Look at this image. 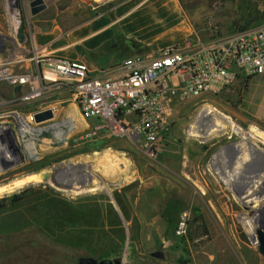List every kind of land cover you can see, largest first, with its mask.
<instances>
[{"label":"rangeland","instance_id":"obj_1","mask_svg":"<svg viewBox=\"0 0 264 264\" xmlns=\"http://www.w3.org/2000/svg\"><path fill=\"white\" fill-rule=\"evenodd\" d=\"M35 1L0 0V187L15 190L0 195V202L7 204V212L0 214V264H67L69 256L79 257L78 264H264L257 233L264 228V160L253 161L249 150L253 142L264 151L263 94L239 78L223 92L179 103L165 133L179 145H168L170 152L164 153L178 161L170 163L171 170L153 168L156 162L129 140L97 132L100 122L82 116L67 84L42 88L40 82L18 81L26 74L38 75L41 59L53 56L35 38L57 22H44L41 16L68 14V28L91 12H111L123 0H42L48 9L34 16ZM180 2L203 43L264 28V0ZM78 12L81 17L75 20ZM252 13L259 20L250 25ZM21 27L23 42L18 39ZM42 108L55 117L40 126L31 117ZM206 109L214 110V117L226 126L220 133L200 122ZM243 132L250 143L243 140ZM245 157L247 164L237 163ZM66 170L78 174L77 183H66ZM45 173L61 186L51 178L44 181ZM31 189L34 194L24 195ZM17 195L22 202L14 205L11 199ZM49 195L71 203L91 201L96 217L86 215L79 221L94 224L95 229L82 233L93 243L69 249L52 244L33 228L22 230L26 220L46 217L49 211L62 213L55 203H47ZM40 199L44 202L32 211L25 208ZM109 205L114 208L111 216ZM185 213V232L178 234ZM112 239L121 242L120 248L113 247L114 242L100 243ZM33 242L43 247L36 249Z\"/></svg>","mask_w":264,"mask_h":264},{"label":"built area","instance_id":"obj_2","mask_svg":"<svg viewBox=\"0 0 264 264\" xmlns=\"http://www.w3.org/2000/svg\"><path fill=\"white\" fill-rule=\"evenodd\" d=\"M41 62L38 75L26 74L18 81L40 82L42 88L67 84L82 116L100 122L97 132L104 130L109 138L129 140L150 161L157 162L168 149L170 141L165 133L179 103L223 92L240 77L264 75V29L207 43L198 39L187 48L171 47L155 56L137 55L125 60L117 73L104 77L92 76L88 65L76 60L53 55ZM187 218L185 213L178 234H184Z\"/></svg>","mask_w":264,"mask_h":264},{"label":"crops","instance_id":"obj_3","mask_svg":"<svg viewBox=\"0 0 264 264\" xmlns=\"http://www.w3.org/2000/svg\"><path fill=\"white\" fill-rule=\"evenodd\" d=\"M110 11L100 13L92 19L88 18L84 23L68 28H65V25L60 26L58 23H54L51 29L37 33L36 44L46 45V48L57 57L87 64L92 76L104 77L110 73H117V68L125 60L139 55L133 49L128 52L119 49H105L106 45L115 39L114 29L120 37L152 48L151 52L144 54L152 56L171 47L187 48L190 43H195L198 39L197 30L184 12L180 0H123ZM255 80H257V84L254 82ZM249 88H254L255 93L258 90L264 98V75L252 78ZM205 115L200 120L203 124L217 132L226 128L221 121L214 117V110L207 109ZM227 123L232 127L229 119ZM242 138L251 142L246 132H243ZM252 138L255 139L253 136ZM168 140L170 141L169 145H179L176 140L175 142ZM249 145L253 161L257 158L262 162L264 151L258 150L253 142ZM238 148L242 149L243 145H239ZM169 152L165 150L159 160L152 164L153 168L171 170L168 167L171 166L170 163L175 162L176 164L178 160H168L169 157H165L164 153ZM185 158L183 156L184 161ZM246 161L245 157L237 163L245 165ZM236 172L239 176L240 171Z\"/></svg>","mask_w":264,"mask_h":264},{"label":"trees","instance_id":"obj_4","mask_svg":"<svg viewBox=\"0 0 264 264\" xmlns=\"http://www.w3.org/2000/svg\"><path fill=\"white\" fill-rule=\"evenodd\" d=\"M259 18L256 17L253 13L249 18V24L252 25L253 23H255L256 21H258ZM114 33H115V39L110 42L109 44L106 45L105 49H119L120 51H129L131 49L135 50L139 55H143L146 54L148 52L152 51V48H150L149 46L140 44L134 40H126L122 37L119 36L118 32L114 29ZM246 79V86L249 87V83L250 80L252 78H244ZM34 194V191L28 190L24 192L25 194ZM23 195V194H22ZM12 203L14 205H19L22 202V197L21 195H17L15 197H13ZM44 201L40 200H33L31 201V208L29 209V207H25L28 211H32L31 209H34V206L37 204L39 205L40 203H43ZM55 203L57 208H61L62 209V213H60V211H54V212H50L47 214L46 217H40L39 219L35 220H26V223L23 225V229H30L33 228L35 229L36 232H41L43 235H45V237H47L46 239L48 241H50L52 244L55 245H60V246H65L69 249H73V248H82L86 247V244L88 245L89 242H92V240H86L83 239L84 236H82L83 231L89 230L90 229H95L94 224L91 225V223H84L79 221V218H81L82 216L85 217L86 215H94L96 217V212L97 209L94 207H90L88 205V203H91V201H85V202H77V203H71L69 201H66L64 199H61V197L59 196H51L49 195L47 197V203ZM43 206V204H41ZM44 207V206H43ZM7 209V204L6 203H2L0 202V214L2 213H6ZM108 209L110 211V215H112V213L114 214V208L112 206H108ZM63 210H67L69 212V214L71 215V217L74 218L71 220L67 219V214L64 213ZM24 214V213H23ZM85 214V215H84ZM49 215V216H48ZM35 215H33L34 217ZM93 216V217H94ZM26 217V216H24ZM15 221L12 220V224ZM22 230L17 231L16 233H21ZM29 231V230H28ZM34 231V232H35ZM85 240V241H84ZM84 241V243H82ZM111 243L114 242L115 244L113 245V247H118L120 248V243H118V241L112 239V240H101L100 243L101 245H104V243ZM15 244V242H14ZM10 245H12V243L10 242ZM13 246V245H12ZM32 246L37 248H42V245H37V242H33ZM18 248V245L15 244L13 246V248ZM31 249V248H30ZM34 250V249H33ZM41 251V250H39ZM17 252V251H16ZM12 254V253H9ZM16 256V255H15ZM65 259L68 261L67 264H78L79 261V257H75V256H69V257H65ZM99 259H103L102 257H100ZM41 259H39L40 261ZM18 263L20 264H39L37 261L36 262H28V261H24V260H20ZM41 264V263H40Z\"/></svg>","mask_w":264,"mask_h":264},{"label":"water","instance_id":"obj_5","mask_svg":"<svg viewBox=\"0 0 264 264\" xmlns=\"http://www.w3.org/2000/svg\"><path fill=\"white\" fill-rule=\"evenodd\" d=\"M43 4V1L42 0H37L35 1L32 5L33 7H35L33 9V13L36 14L38 13L40 10H42L44 8V6H41ZM37 6V7H36ZM18 39L20 42H23L24 41V28H20L18 30ZM54 113L51 111V110H47V111H44V112H41V113H37L35 115V121L36 123H44V122H47V121H50V120H53L54 119ZM42 178L44 181H48L50 178L51 180L53 181L54 185L59 187L60 185L58 184V182H56V179L55 177L51 176L50 173H45L42 175ZM263 195H264V192H263ZM258 241H259V244H260V251H261V254L264 255V228L263 229H260L258 230ZM153 256H157V257H160V258H163V254L159 253V254H153ZM80 264H122L120 261H115V262H106V261H102V262H96L94 260H89V261H81Z\"/></svg>","mask_w":264,"mask_h":264},{"label":"flooded vegetation","instance_id":"obj_6","mask_svg":"<svg viewBox=\"0 0 264 264\" xmlns=\"http://www.w3.org/2000/svg\"><path fill=\"white\" fill-rule=\"evenodd\" d=\"M41 6H44V8L42 9V10H40L38 13H36V14H34L33 13V15L34 16H37V15H40L41 13H43V12H45L48 8H47V6L46 5H44V4H42ZM37 7V6H36ZM35 8V7H34ZM33 8V9H34ZM63 13V12H62ZM85 13V12H84ZM81 13H76L75 14V20H77L78 18H80L81 17V15H80ZM98 12H91L90 13V16H89V18L90 19H92V18H94L95 16H98ZM42 18H41V20L42 21H44V22H47V23H49L52 19L53 20H56V22L60 25V26H64L66 23V19L68 18V14L66 15V14H62V15H57V16H54V17H51V18H46V16H41ZM88 18L87 17H82L75 25H78V24H81V23H84V21H86ZM52 20V21H53ZM38 69H39V71H41V69H42V64L40 65H38Z\"/></svg>","mask_w":264,"mask_h":264},{"label":"bare ground","instance_id":"obj_7","mask_svg":"<svg viewBox=\"0 0 264 264\" xmlns=\"http://www.w3.org/2000/svg\"><path fill=\"white\" fill-rule=\"evenodd\" d=\"M205 111H207V109L205 110ZM206 116V115H205ZM221 132V131H220ZM220 132H218V133H220ZM71 171H73V170H71ZM66 174H68V176H69V178L68 179H66L65 181H66V183H73L74 181H75V183H77L78 182V178H79V176H78V174L77 173H73L74 175H70L69 173H68V170H66ZM72 176H75V177H72ZM59 184V183H58ZM60 185V184H59ZM61 186V185H60ZM12 192H15V190H11V189H9L7 186H1L0 187V195H6V194H9V193H12Z\"/></svg>","mask_w":264,"mask_h":264}]
</instances>
